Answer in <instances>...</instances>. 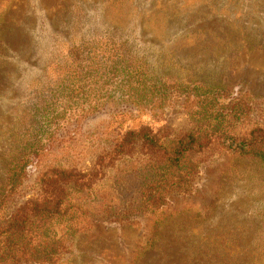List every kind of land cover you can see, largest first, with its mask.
I'll return each instance as SVG.
<instances>
[{"label":"rangeland","instance_id":"374dc122","mask_svg":"<svg viewBox=\"0 0 264 264\" xmlns=\"http://www.w3.org/2000/svg\"><path fill=\"white\" fill-rule=\"evenodd\" d=\"M98 39L123 45L150 75L205 79L264 109V0H0V169L34 93L54 85V66ZM180 103L108 104L64 133L57 161L91 171L129 131L182 133L190 122ZM128 165H108L100 190H112ZM38 172L30 170L16 205L36 195ZM194 185L155 213L95 226L75 240L68 264H264V163L213 150Z\"/></svg>","mask_w":264,"mask_h":264},{"label":"trees","instance_id":"16d2710c","mask_svg":"<svg viewBox=\"0 0 264 264\" xmlns=\"http://www.w3.org/2000/svg\"><path fill=\"white\" fill-rule=\"evenodd\" d=\"M60 61L54 85L34 93L29 120L12 143L18 147L0 169V264H68L75 240L95 226L129 223L172 195L190 194L201 156L213 150L264 163V109L249 93L192 76L150 75L148 63L111 41L72 47ZM175 101L188 116L186 131H129L91 171L57 161L66 156L64 133L108 104L154 110ZM115 161L129 165L112 190H100ZM34 166L38 192L16 205Z\"/></svg>","mask_w":264,"mask_h":264}]
</instances>
